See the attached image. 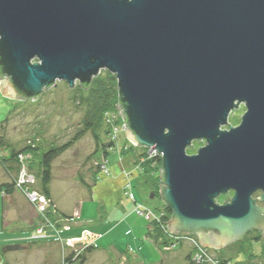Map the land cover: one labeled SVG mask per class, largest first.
<instances>
[{"label":"water","instance_id":"water-1","mask_svg":"<svg viewBox=\"0 0 264 264\" xmlns=\"http://www.w3.org/2000/svg\"><path fill=\"white\" fill-rule=\"evenodd\" d=\"M103 70L128 141L161 156L169 232L213 250L264 237V0H0L4 96L90 86Z\"/></svg>","mask_w":264,"mask_h":264},{"label":"rangeland","instance_id":"rangeland-1","mask_svg":"<svg viewBox=\"0 0 264 264\" xmlns=\"http://www.w3.org/2000/svg\"><path fill=\"white\" fill-rule=\"evenodd\" d=\"M79 84L76 83L75 87ZM70 88L65 81H57L56 84L35 100H21L4 96L0 90V136L3 138L0 144L2 153H7L5 149L8 144H11L17 149H22L27 144H33L36 140L44 143L46 148L52 144L61 145L71 138L82 127V119L84 117V109L75 101L76 91ZM247 111L244 104H241L235 109L228 119V124L222 129L229 130L232 127H237L241 124L242 116ZM116 123H123L122 117L116 113ZM112 125L108 123V119L104 118L100 127L97 128L96 135L93 132L85 133L75 143L62 153L53 163V173L51 187L56 195V199L68 212L77 211L79 202L87 198V189L82 183V179L86 183L93 185L95 176L99 169V165L104 160L102 144L111 140L110 131ZM109 130L107 135L106 131ZM129 142L124 131L119 134L116 142V148L109 153L108 159L114 160L118 156V151L122 155L127 154L122 152L124 145ZM129 144V143H128ZM203 141H194L193 147L188 148L189 155L196 154L198 149L203 147ZM138 154V151H135ZM127 154L125 159H129ZM31 166V165H30ZM161 168V167H160ZM159 168V173H160ZM18 171V170H17ZM17 171L14 174H17ZM4 174V171L1 170ZM0 172V181H5L4 176ZM140 172V171H139ZM159 175V174H158ZM133 172L131 173V179ZM155 178V177H154ZM159 186L155 182L148 181V184L134 182L133 195L139 202L144 203L150 208L155 209L161 205L159 190L161 178H158ZM126 178L124 177V183ZM35 188H40L39 182L34 185ZM154 193V197L152 196ZM230 197L233 192L229 193ZM259 196V195H257ZM124 205L126 211L128 204L134 203L126 195L124 197ZM223 204L226 201L224 196L217 200ZM83 221L88 220L95 222L85 227L86 230L102 235L99 240L97 250L88 255V260L85 264H184L186 255L191 250V244L184 241L182 245L175 248L159 247L155 239L148 237L149 224L148 221L136 214L129 215L126 223L119 224L117 219L110 217L109 221H113L112 227L110 223H105L104 226L98 228L99 223L96 222V206L89 200H85ZM264 206V203L261 204ZM2 210V197L0 196V219ZM14 212V211H13ZM126 213V212H125ZM11 217V213L9 212ZM90 217V218H87ZM118 223V224H117ZM128 224L130 226H128ZM136 225L134 230L131 226ZM24 224L18 220H10V225L5 231H0V247L8 245H23L29 241L31 232L27 229H22ZM1 228V223H0ZM84 230V229H82ZM108 230V232H106ZM259 233V241L251 239V236L245 238L244 251L240 252V245L236 243L228 245L225 248L211 250L210 257H224L231 259L232 262L251 259L252 262L264 264V237L262 233L256 231L254 236ZM64 235V233H63ZM18 236L21 239L19 243L7 244L8 241ZM65 236V235H64ZM262 238V239H261ZM113 246V248H112ZM254 253L255 256L250 257ZM125 256V258H123ZM6 260L8 264H42L41 255L37 251L19 250L7 254ZM229 260L228 262H230ZM0 264H5V257L0 254Z\"/></svg>","mask_w":264,"mask_h":264},{"label":"trees","instance_id":"trees-1","mask_svg":"<svg viewBox=\"0 0 264 264\" xmlns=\"http://www.w3.org/2000/svg\"><path fill=\"white\" fill-rule=\"evenodd\" d=\"M76 95L75 101L78 105L82 106L84 109V117L82 119V129L79 130L73 138L68 140L67 142L61 145L52 144L46 148L44 143L36 140L33 144H27L22 149H17L11 144L5 148L7 153H5L0 158V164L6 168V171L11 176V181L6 182L0 186V192L5 191L6 193H12L16 188V174L13 175L10 171L9 165H14L15 172L18 170V156L21 153H27L31 155L30 161V169L34 173L37 182L40 184V188H38L42 193H44L47 197L51 198V182H52V173H53V163L54 161L67 149H69L75 141L81 138L87 132H93L96 135L97 128L100 127L104 118H109L116 113H118V105H119V93L117 86V79L115 75L111 74L107 70H103L99 76L94 78L93 82L90 86H83L78 84L75 87ZM120 114V113H119ZM122 132V131H121ZM120 132V133H121ZM107 135L109 134V130L106 131ZM119 133V134H120ZM118 134V136H119ZM118 138V137H117ZM3 138L0 136V144L2 143ZM129 143V144H128ZM104 159H107L109 153L112 149L116 148V142L109 140L102 144ZM2 149H0V152ZM132 150L138 151V154L135 153V164L140 166L139 172V182L148 184V181L155 182L156 186H159L157 180L160 177L159 168L162 165L161 156L158 155H149V150L147 148H139L132 145L130 142H127L122 149V152H131ZM12 163V164H11ZM100 172L99 169L95 176V182L98 179V174ZM159 174V175H158ZM155 177V178H154ZM82 183L85 188L92 192V186L86 181L82 179ZM225 198V197H224ZM58 214L60 216L70 217L62 213L58 208H56ZM157 217L153 219L149 224V234L148 237L155 239L156 243H158L159 247L163 246L165 248H175L178 245H182L184 241L172 239L168 232V221L170 220L172 213L168 209V207L162 202L161 205L156 206L155 208ZM256 231H251L246 236L239 241L238 243L240 247V252H245L244 242L245 238L251 236L253 240L259 241V233L254 236ZM234 244V243H233ZM192 246V245H191ZM264 248V246H263ZM96 247L89 246L85 248L76 258V261H79L80 264H85L88 255L92 253ZM212 250V249H211ZM264 251V250H263ZM193 246L191 250L186 255V261L184 264H199L193 260ZM256 254L252 253L250 257L255 256ZM75 254L71 253L65 256V261L67 263L73 262ZM223 264H227L229 260L224 257H219ZM232 261V260H231ZM236 262H252L251 259H246L242 261Z\"/></svg>","mask_w":264,"mask_h":264},{"label":"crops","instance_id":"crops-1","mask_svg":"<svg viewBox=\"0 0 264 264\" xmlns=\"http://www.w3.org/2000/svg\"><path fill=\"white\" fill-rule=\"evenodd\" d=\"M125 146V145H124ZM127 154L130 155L129 159H125ZM125 155L118 151V156L114 160H108V165L111 170L110 175H103L98 174L97 181L92 186V192L87 191V200L91 201L93 205L96 206L95 210L96 217L95 220L99 223L98 228L105 225V223H110L111 227L113 221H109V218L114 216L117 217L118 223H126L129 219V215H133V208L132 204H128V208L124 212L121 209H126L127 207L124 205V192H123V185H124V177L126 172H133L132 183L134 187V182L137 180L139 182V172L135 170V151L132 150ZM122 155V156H121ZM12 164V163H11ZM10 171L13 175H15V167L14 165H9ZM4 171V174L1 172ZM0 172L4 176L5 181H0V186L6 182L11 181V176L6 171V168L0 164ZM141 183V182H139ZM134 189V188H133ZM0 196L2 197V210H1V228L0 231H5L6 228L10 225V220H18L24 224V228L30 231H33L37 224H38V217L37 212L32 204L28 202L26 197L20 192L19 190H14L12 193H6L5 191L0 192ZM51 198L55 204V206L65 215L70 216L69 219L71 227L70 229H64L65 237H72L77 236L82 232V229H85L88 225L94 223L95 221H83L81 216L83 215V208L86 202V199L82 200L78 203L77 211L68 212L65 208L59 203L56 199V195L52 190L51 187ZM14 211V212H13ZM11 213V217L9 215ZM126 212V213H125ZM90 218V217H87ZM117 223V224H118ZM128 226H130L128 224ZM136 227L135 224L131 226V230H134ZM108 232V230L106 231ZM30 238V237H29ZM99 240L97 241V246L99 245ZM30 241V240H29ZM21 239H18V236H13L7 244L19 243ZM16 245V244H15ZM18 245V244H17ZM21 245V244H19ZM9 246V245H8ZM22 248L10 250L8 252H3V248L0 247V254L5 257V264H8L6 257L7 254L13 251L19 250H32L37 251L41 255V262L42 264H61L63 259L67 253L71 251L70 248L63 249L61 244L55 242L53 240H40V241H30L26 244L21 245ZM97 248V247H96ZM113 248V246H112ZM95 249L93 252H95ZM125 258V256H123ZM88 260V259H87ZM87 262V261H86Z\"/></svg>","mask_w":264,"mask_h":264},{"label":"built area","instance_id":"built-area-1","mask_svg":"<svg viewBox=\"0 0 264 264\" xmlns=\"http://www.w3.org/2000/svg\"><path fill=\"white\" fill-rule=\"evenodd\" d=\"M119 114V112H118ZM120 115V114H119ZM108 123L112 125L110 136L111 140L117 142L118 134L124 128V122L122 125L116 123V114L107 118ZM149 150V155H158L156 151ZM4 154L0 152V158ZM122 156V155H121ZM160 156V155H158ZM31 155L27 153H21L18 156V171L16 174V188L26 197L28 202L33 205L37 212L38 224L36 228L31 232L29 238L30 241H40V240H53L61 244L64 250L70 248L71 251L65 256L74 253L73 262L67 263L65 257L61 264H80L79 261H76L77 256L89 246L97 247V241L101 238L102 235L89 230H82V232L77 236L65 237L63 235L64 229L68 230L71 227L69 217L60 216L57 211L52 199L47 197L42 193L38 188H35L34 185L37 184V179L30 169ZM135 170L140 171V166L135 164ZM132 172H126L125 178L126 181L123 185V192L131 201H133L134 208L133 211L144 217L148 222H151L157 217L156 211L153 208L145 205L142 202H139L135 199L133 195V183L131 179ZM100 174L110 175L111 170L108 165V160L104 159L100 164ZM169 232V230H168ZM172 239L187 241L193 246V260L199 264H223L219 258H213L209 256L211 249L203 247L197 236L193 234H187L185 232L179 233L177 235L170 233ZM227 264H260L257 262H228Z\"/></svg>","mask_w":264,"mask_h":264},{"label":"flooded vegetation","instance_id":"flooded-vegetation-1","mask_svg":"<svg viewBox=\"0 0 264 264\" xmlns=\"http://www.w3.org/2000/svg\"><path fill=\"white\" fill-rule=\"evenodd\" d=\"M257 195H259V194H256L255 197H257Z\"/></svg>","mask_w":264,"mask_h":264}]
</instances>
